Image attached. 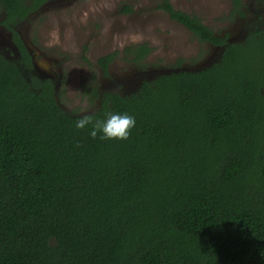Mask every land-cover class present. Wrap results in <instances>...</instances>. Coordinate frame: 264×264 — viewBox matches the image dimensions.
<instances>
[{
  "label": "trees",
  "instance_id": "1",
  "mask_svg": "<svg viewBox=\"0 0 264 264\" xmlns=\"http://www.w3.org/2000/svg\"><path fill=\"white\" fill-rule=\"evenodd\" d=\"M49 2L0 0L21 53L19 64L0 54V264H264V35L231 42L164 0L158 9L220 60L130 96L94 88L99 107L77 116L51 79L27 75L13 28ZM243 15L233 0L229 19ZM152 52L123 54L143 65ZM118 56L97 61L104 77ZM109 113L135 116L128 140L90 136ZM81 119L92 123L77 129Z\"/></svg>",
  "mask_w": 264,
  "mask_h": 264
},
{
  "label": "rangeland",
  "instance_id": "2",
  "mask_svg": "<svg viewBox=\"0 0 264 264\" xmlns=\"http://www.w3.org/2000/svg\"><path fill=\"white\" fill-rule=\"evenodd\" d=\"M164 0H51L19 30L34 58L27 75L51 79L59 105L69 114L85 116L99 107L90 103L92 90L130 96L160 71H172L179 59L184 68L200 70L220 60L222 49L200 44L182 25L158 9ZM176 10L198 16L217 35L231 42L245 40L252 24L264 28V7L244 0L245 19L230 20L232 0H171ZM131 9L130 12L125 11ZM264 9V8H263ZM0 54L18 64L11 33L1 25ZM138 35L133 43L129 37ZM147 43L153 52L143 65L129 63L124 49ZM123 44V47H121ZM119 52L104 77L97 61ZM85 59L89 60V66ZM193 59L199 60L194 63Z\"/></svg>",
  "mask_w": 264,
  "mask_h": 264
},
{
  "label": "clouds",
  "instance_id": "3",
  "mask_svg": "<svg viewBox=\"0 0 264 264\" xmlns=\"http://www.w3.org/2000/svg\"><path fill=\"white\" fill-rule=\"evenodd\" d=\"M129 39L135 43L141 39L138 35H132ZM123 47V44H121ZM92 123L88 119H81L76 124L77 129H84L86 125ZM136 127V118L133 115L127 113H109L106 119H101L93 123L90 131L92 138H97L101 141L104 140H128L132 130Z\"/></svg>",
  "mask_w": 264,
  "mask_h": 264
},
{
  "label": "flooded vegetation",
  "instance_id": "4",
  "mask_svg": "<svg viewBox=\"0 0 264 264\" xmlns=\"http://www.w3.org/2000/svg\"><path fill=\"white\" fill-rule=\"evenodd\" d=\"M51 1V0H50ZM256 1H258V3H260V4H263L264 5V0H256ZM232 5H233V0H232ZM260 7H262L261 8V10H264L263 8V6L261 5ZM43 8V7H42ZM41 8V9H42ZM245 3H244V0H241V10L243 11V16H237L236 17V19H235V21L236 20H238V19H245L246 18V12H245ZM40 9V10H41ZM39 10V11H40ZM231 10H232V8H231ZM230 10V11H231ZM39 11H37V12H35L34 14H37ZM264 12V11H263ZM34 14H32L29 18H31ZM230 14V13H229ZM3 19H4V14H3V18H2V20H1V22L3 21ZM27 21V20H26ZM26 21H24L23 23H25ZM2 25V24H1ZM22 25V24H21ZM3 26V25H2ZM251 27H249V31H248V33H247V35H246V38H245V40L244 41H242V42H240V43H244V42H246L248 39H249V37L251 36V35H253V34H255V33H261V34H263L264 35V28H259V27H256V24H252V25H250ZM4 27V26H3ZM20 26H18V27H13L15 30H17L18 28H19ZM188 31V30H187ZM10 32V31H9ZM17 32L20 34V32H19V30H17ZM189 32V31H188ZM11 33V37H12V42H13V44H14V47H15V49H16V54H17V56H18V64H19V62L21 61V53H20V51H19V48H18V46L15 44V42L13 41V34H12V32H10ZM192 35V34H191ZM20 37H21V39L23 40V38H22V35L20 34ZM223 37V36H222ZM23 42H24V40H23ZM25 43V42H24ZM212 46V45H211ZM213 47H215V46H213ZM215 48H218V47H215ZM28 49V48H27ZM29 51V50H28ZM29 53H30V51H29ZM30 55H31V58H32V61H33V63H34V58H33V55L30 53ZM201 70V69H200ZM114 94V93H113Z\"/></svg>",
  "mask_w": 264,
  "mask_h": 264
},
{
  "label": "water",
  "instance_id": "5",
  "mask_svg": "<svg viewBox=\"0 0 264 264\" xmlns=\"http://www.w3.org/2000/svg\"><path fill=\"white\" fill-rule=\"evenodd\" d=\"M222 53H223V50H222ZM180 71H189L188 69H185V68H182L180 70H172V71H160L156 74V78H158L159 76H162V75H170L172 73H175V72H180Z\"/></svg>",
  "mask_w": 264,
  "mask_h": 264
}]
</instances>
